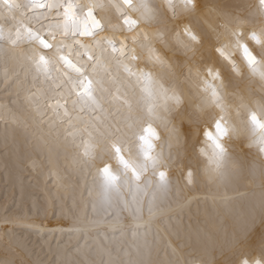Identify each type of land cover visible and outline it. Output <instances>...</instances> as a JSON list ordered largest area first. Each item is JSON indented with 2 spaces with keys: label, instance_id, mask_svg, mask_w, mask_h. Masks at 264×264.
I'll list each match as a JSON object with an SVG mask.
<instances>
[{
  "label": "clouds",
  "instance_id": "9594fccd",
  "mask_svg": "<svg viewBox=\"0 0 264 264\" xmlns=\"http://www.w3.org/2000/svg\"><path fill=\"white\" fill-rule=\"evenodd\" d=\"M0 264H264V0H0Z\"/></svg>",
  "mask_w": 264,
  "mask_h": 264
}]
</instances>
